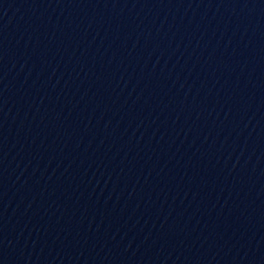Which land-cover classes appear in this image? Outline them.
<instances>
[{
    "label": "water",
    "instance_id": "obj_1",
    "mask_svg": "<svg viewBox=\"0 0 264 264\" xmlns=\"http://www.w3.org/2000/svg\"><path fill=\"white\" fill-rule=\"evenodd\" d=\"M0 162L264 209V0H0Z\"/></svg>",
    "mask_w": 264,
    "mask_h": 264
}]
</instances>
